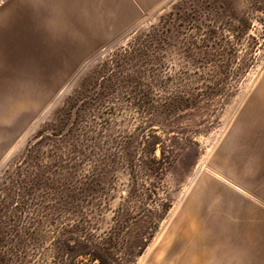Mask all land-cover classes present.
Here are the masks:
<instances>
[{"label": "rangeland", "instance_id": "obj_1", "mask_svg": "<svg viewBox=\"0 0 264 264\" xmlns=\"http://www.w3.org/2000/svg\"><path fill=\"white\" fill-rule=\"evenodd\" d=\"M59 1L0 0V264H75L61 245L115 231L118 264H264L177 230L207 179L264 205L231 172H264V125L238 124L264 84V0Z\"/></svg>", "mask_w": 264, "mask_h": 264}, {"label": "bare ground", "instance_id": "obj_2", "mask_svg": "<svg viewBox=\"0 0 264 264\" xmlns=\"http://www.w3.org/2000/svg\"><path fill=\"white\" fill-rule=\"evenodd\" d=\"M63 3L64 0L61 1V4ZM248 104L249 106L239 119L238 124L240 126L243 125L244 127H257L262 124L264 125V84L260 86L257 94L252 97V100ZM224 159L226 158L224 157ZM243 160H247L244 161L246 162L244 165H238L237 163L233 166V168L231 167L232 176H234L232 178H234V180L236 179L237 181L244 183L245 185L246 183L264 181V172L259 171L260 168L256 169V165L248 163V158L245 157L243 158ZM262 166L264 167V161L260 160L258 167ZM203 185L206 188L210 189V193L213 195V198H209L207 200H200L196 196H193L191 202L187 206L186 217H184L177 225V230H183L181 234L184 237V247L186 248V250L190 248L212 251H231V249H238L245 255L247 254V260L249 256L252 260L254 258L261 259V261L264 263V205L260 203H248L246 200H244V198L230 193L228 189L217 186L216 184H214V182L210 181L209 179H207ZM206 212L207 215H205ZM215 214L217 216H215ZM177 242H179V240ZM166 249L163 251V255H161L162 259L165 258L164 253L169 250ZM203 252L204 251H202V253ZM234 255L235 254H233V259L235 257ZM237 256L239 257V255ZM202 257H204V255ZM247 260L245 261L247 262ZM184 262L182 263L180 261V264H184Z\"/></svg>", "mask_w": 264, "mask_h": 264}, {"label": "trees", "instance_id": "obj_3", "mask_svg": "<svg viewBox=\"0 0 264 264\" xmlns=\"http://www.w3.org/2000/svg\"><path fill=\"white\" fill-rule=\"evenodd\" d=\"M171 208V203L168 198L159 199L156 202V207L150 214L148 219H138L137 221V233L135 241L129 246L131 259L136 260L143 254L147 248L149 242L154 237L161 222L164 220ZM124 223L118 219L116 221L117 228H124ZM73 246L70 244H63L64 249L69 251V254L73 255L75 264H86L80 258L88 259L87 264H118L116 249L118 247V240H120V233L118 231L109 233L104 238H98L97 240H90L89 238H82V236H76Z\"/></svg>", "mask_w": 264, "mask_h": 264}, {"label": "crops", "instance_id": "obj_4", "mask_svg": "<svg viewBox=\"0 0 264 264\" xmlns=\"http://www.w3.org/2000/svg\"><path fill=\"white\" fill-rule=\"evenodd\" d=\"M61 1L62 0H60L58 3L61 5ZM6 13H7V11H6ZM8 15H10V19L12 18V10L10 9V11L8 10Z\"/></svg>", "mask_w": 264, "mask_h": 264}]
</instances>
